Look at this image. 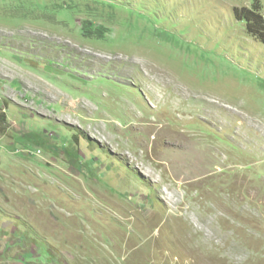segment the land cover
Listing matches in <instances>:
<instances>
[{
	"label": "rangeland",
	"instance_id": "obj_1",
	"mask_svg": "<svg viewBox=\"0 0 264 264\" xmlns=\"http://www.w3.org/2000/svg\"><path fill=\"white\" fill-rule=\"evenodd\" d=\"M248 11L264 22V0H0V264H264ZM176 135L212 147L203 180L166 170Z\"/></svg>",
	"mask_w": 264,
	"mask_h": 264
},
{
	"label": "bare ground",
	"instance_id": "obj_2",
	"mask_svg": "<svg viewBox=\"0 0 264 264\" xmlns=\"http://www.w3.org/2000/svg\"><path fill=\"white\" fill-rule=\"evenodd\" d=\"M112 54V53H111ZM98 62H102V60H104L105 58L104 57H99V56H94ZM114 57V56H113ZM130 59V58H129ZM130 63V62H129ZM134 62L132 61V63H130L131 65L133 64ZM132 66L134 67H140L138 65H135L133 64ZM149 66V65H148ZM149 68V67H148ZM149 72L151 75L155 76L156 78H159L160 79V82L163 86H159L161 88H165V89H168V90H171V89H174L175 92L179 95V96H185V93H183L181 90H183V86H181L180 83H178L177 81H169L168 83L166 81H164L165 79H168V74L165 72V70H163L162 68H149ZM148 76V74H147ZM153 79V78H152ZM168 81V80H167ZM38 84V86L42 89H44L46 91V93H48L50 96H53L55 97L56 94H55V91L50 88L48 85H45V84H42L40 82H36ZM157 83V82H156ZM36 86V85H35ZM37 86V87H38ZM154 86V84H153ZM156 86V85H155ZM38 87V88H39ZM44 91V92H45ZM61 96V95H60ZM59 96V98H60ZM58 97V96H57ZM65 98V97H64ZM57 99V98H56ZM165 99V98H164ZM214 98H212L210 95H206L205 99L202 100L204 101V103L208 106H211L213 105L214 101H213ZM59 100V99H58ZM162 101V99H161ZM70 102H73V101H70ZM74 105V102L72 103ZM71 104V105H72ZM81 106V104H80ZM90 110V109H89ZM227 112L228 110L227 109H221V114H225V116H227ZM229 113V112H228ZM188 119V118H187ZM155 127V126H154ZM151 128H149V132H152L153 130L150 131ZM153 129V127H152ZM155 129V128H154ZM156 130V129H155ZM154 130V131H155ZM94 132V131H93ZM120 134V132H118ZM88 135H90L93 139L98 140V138L100 139V142L108 147V148H114L112 147L111 145V140L110 142L111 143H108V141H106V139L104 140L101 136H95L93 133H88ZM155 135H156V139L158 138H163L164 136L166 137V132H165V129L163 127L159 128L158 130L155 131ZM164 137V138H165ZM120 138V137H119ZM175 138L178 140V144H177V148H178V152H181L179 156H177L175 158V160L172 162H169L168 165H166V170L168 172H172V174L175 176V177H180L182 180L186 181V180H189V179H192V178H197V177H203L206 173V165H208V163L205 161V156L207 154H209L210 152H212V147H208V146H204V147H200L201 149L197 150V151H194V149H192L189 144L186 143L185 139L183 137H179L178 135L175 136ZM110 139V138H109ZM122 140V139H121ZM124 142V140H123ZM126 142V141H125ZM128 142V141H127ZM125 144V143H124ZM129 145V144H128ZM148 145V144H147ZM152 147V146H151ZM124 149V148H123ZM154 149V147H153ZM151 150V154H154V150ZM122 150V149H121ZM120 150H117L114 148L113 150V154L115 157H117L118 155H120ZM161 158V157H160ZM159 158V159H160ZM134 164V162H132ZM175 169L173 170V166H175ZM140 170V173H142L145 177L147 178H150L152 179V177L150 176L151 174H149L148 172H146V169H139ZM148 171V170H147ZM171 174V173H170ZM171 174V176H172ZM153 180V179H152ZM201 180V179H200ZM203 180V178H202ZM151 181V180H150ZM198 182V181H197ZM238 184V183H237ZM233 188V187H232ZM235 188V187H234ZM227 191V190H226ZM229 192V191H228ZM231 196V195H230ZM173 199V198H172ZM108 201V200H107ZM104 202V201H103ZM112 206V205H111ZM114 208V207H113ZM225 208V207H224ZM223 208L222 211H225V209ZM222 208H220L218 206L217 210H220ZM226 212V211H225ZM228 212V211H227ZM226 214V213H224ZM126 223V222H125ZM154 226V225H153Z\"/></svg>",
	"mask_w": 264,
	"mask_h": 264
},
{
	"label": "trees",
	"instance_id": "obj_3",
	"mask_svg": "<svg viewBox=\"0 0 264 264\" xmlns=\"http://www.w3.org/2000/svg\"><path fill=\"white\" fill-rule=\"evenodd\" d=\"M254 19H257L258 20V22H256L257 23V25L258 26H255V28L257 27V29L258 28H261V30L258 32V31H255L254 30V26L252 25L253 24V20ZM239 20L240 21H246L247 23H248V29H249V32L251 33V34H254L255 35V37L258 39V40H260V41H262L263 43H264V22H263V20L261 19V18H257V17H255L254 16V14H252L251 12H246V15L245 14H243L242 16H240L239 17ZM84 30H85V32H86V34L87 33H89V31H88V28L87 27H85L84 28ZM96 33V32H95ZM96 34H98V35H95L96 37L98 36V37H102V35H101V31L99 32V33H96ZM94 35H92V37H93ZM94 36V37H95ZM3 120L5 121V115L3 116Z\"/></svg>",
	"mask_w": 264,
	"mask_h": 264
}]
</instances>
